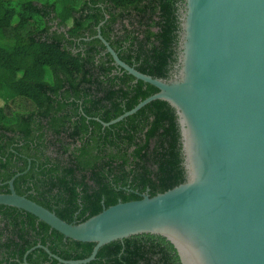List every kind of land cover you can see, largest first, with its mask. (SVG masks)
<instances>
[{
    "label": "trees",
    "instance_id": "16d2710c",
    "mask_svg": "<svg viewBox=\"0 0 264 264\" xmlns=\"http://www.w3.org/2000/svg\"><path fill=\"white\" fill-rule=\"evenodd\" d=\"M100 4V5H99ZM0 0V193L20 195L80 223L119 201L153 196L187 180L176 110L156 99L104 126L159 89L113 73L98 33L119 57L170 79L181 56L185 0ZM128 42L126 48H123ZM94 242L65 237L35 215L0 204V264H61ZM85 264H182L174 245L137 234L103 245Z\"/></svg>",
    "mask_w": 264,
    "mask_h": 264
},
{
    "label": "water",
    "instance_id": "95a60500",
    "mask_svg": "<svg viewBox=\"0 0 264 264\" xmlns=\"http://www.w3.org/2000/svg\"><path fill=\"white\" fill-rule=\"evenodd\" d=\"M176 78L162 79L123 61L99 38L117 67L159 91L105 122L116 123L149 102L167 101L178 115L187 180L153 196L105 207L83 222H67L20 195L0 193V204L23 209L65 237L94 242L85 264L114 240L159 235L182 264H264V0H185Z\"/></svg>",
    "mask_w": 264,
    "mask_h": 264
},
{
    "label": "flooded vegetation",
    "instance_id": "af4514ba",
    "mask_svg": "<svg viewBox=\"0 0 264 264\" xmlns=\"http://www.w3.org/2000/svg\"><path fill=\"white\" fill-rule=\"evenodd\" d=\"M100 5V4H99ZM181 18H182V16H181ZM103 22H100L97 26H96V29L98 30V27L99 26H101V24H102ZM89 34V31H85V35L84 36H81V37H79V38H76L75 40V45L73 46V50H80V49H82L81 47H82V44H81V39L82 38H85V39H92V38H95V36L97 35V34H95V35H93V36H91V37H85V36H87ZM78 43H80V45H81V47H77L76 45L78 44ZM127 45H128V42H125V44L123 45V48H126L127 47ZM106 49H100L99 50V52H97V54H96V60L97 61H99V57L100 56H104L105 57V59H107L108 60V57H106L105 55H106ZM112 64H114V67L112 68V70H113V73L115 74V73H118V71L120 70V68L119 67H117L116 65H115V63L113 62ZM179 75V69H178V67H176L173 71H172V73H171V78H176L177 76Z\"/></svg>",
    "mask_w": 264,
    "mask_h": 264
},
{
    "label": "rangeland",
    "instance_id": "374dc122",
    "mask_svg": "<svg viewBox=\"0 0 264 264\" xmlns=\"http://www.w3.org/2000/svg\"><path fill=\"white\" fill-rule=\"evenodd\" d=\"M22 0H11V3L13 6H18V2H20ZM4 93V85L3 84H0V94H3ZM2 100H0V104H2Z\"/></svg>",
    "mask_w": 264,
    "mask_h": 264
}]
</instances>
